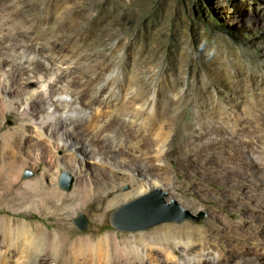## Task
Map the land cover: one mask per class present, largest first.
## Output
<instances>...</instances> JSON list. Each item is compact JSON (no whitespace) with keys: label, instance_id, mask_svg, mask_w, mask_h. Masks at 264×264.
Masks as SVG:
<instances>
[{"label":"rangeland","instance_id":"obj_1","mask_svg":"<svg viewBox=\"0 0 264 264\" xmlns=\"http://www.w3.org/2000/svg\"><path fill=\"white\" fill-rule=\"evenodd\" d=\"M28 46L41 54L38 70L43 77L57 89L64 86L65 99L76 94L92 102L108 126L134 122V139L128 133L126 137L138 143L145 172L115 161L113 167L100 165L92 156H73L49 143L36 149L25 145V139L23 145L14 146L12 136L23 119L18 112L7 111L5 116L0 113V138L7 135L3 147L24 160L25 166L18 177L10 175L6 181L26 187L42 180L45 187H59L67 194L79 181L87 187H118L120 193L131 192L136 183L158 187L104 208L99 215L95 214L103 205L96 196L75 214L54 216L52 203L43 207L14 198L0 212V217L11 221V230L26 223L46 233L58 231L66 241L58 257L53 250L43 254L42 240L37 246L30 244L22 264H76L70 248L83 238L93 240L91 253L84 252L86 260L98 245L105 251L106 239L115 255V237L122 241L164 226L213 228L214 242L217 239L228 252L237 248L238 254L251 253L260 248L264 237V0H0V50L5 57L0 61V80L10 65L21 61ZM46 68L52 72L45 73ZM58 77H63V83L58 84ZM27 78L26 90L39 87ZM244 89L250 90L246 98L240 95ZM233 90H240V98H231ZM213 104L224 110L221 123L227 132L213 129L217 121L211 116ZM110 112H114L111 120ZM86 116L76 115V120L84 121L75 126V135L90 133ZM229 117L238 122L228 123ZM25 128L26 136L35 141L38 130L29 124ZM158 134L163 138L157 143ZM44 140H48L45 131ZM64 173L74 179L70 191L60 187ZM156 190L168 194V203L175 200L196 217L204 214V219L164 223L138 232L113 227L114 213ZM81 215L90 225L84 233L74 224ZM31 241L35 243V236ZM159 242L164 244L165 239ZM178 254L184 257L180 250ZM227 255L230 264L246 263L247 258Z\"/></svg>","mask_w":264,"mask_h":264},{"label":"bare ground","instance_id":"obj_2","mask_svg":"<svg viewBox=\"0 0 264 264\" xmlns=\"http://www.w3.org/2000/svg\"><path fill=\"white\" fill-rule=\"evenodd\" d=\"M37 52L33 46L24 49L21 54V61L17 65H10L8 73L4 75L3 80H0V113L5 116L7 111L18 112L23 119L20 127L13 133L11 143L14 146H20L25 143L26 139L28 143H25V145H30L36 149L44 148L49 143L53 145L54 149L64 150L72 153L73 156L78 154L83 157L92 156L100 162V165L107 163L112 166L111 162L115 161L121 166L144 173L145 164L139 160L140 148L138 143L128 140L129 137L133 138L135 136L132 129L134 122L127 123V120H125L119 128L108 126L105 120L106 117H102L103 113L92 102H85L82 97L76 94L69 95L65 99L64 86L61 84L60 89L55 88L53 82L43 77V73L38 70L39 55L41 54L38 55ZM3 58H5L4 51L0 50V61L4 60ZM48 68L44 69L45 73L52 72V68ZM96 68L99 69L98 66ZM26 75L33 83H38L39 87L31 91L26 90L24 88L27 83ZM57 81L58 84L61 83L63 77H58ZM66 87L69 89L68 86ZM248 91L250 90L244 89L240 95L246 98ZM239 92L233 90L231 98L235 100L239 97ZM211 109L212 118L217 119L214 124L212 123L213 129L217 133L227 132L224 128L225 123H221L224 110H221L219 104H213ZM79 113L87 114L85 121L92 127L89 134L75 135V126L84 121V119L76 120V115ZM204 113L202 112L200 115L203 118ZM245 113L250 114V111L247 109ZM97 114H99V117ZM113 117L114 112L107 115L110 120ZM226 120L230 124L238 122L230 117ZM26 123L38 130L35 141L26 136L25 127L28 126ZM44 131L48 140H44ZM126 133L129 135L128 138ZM150 138L147 141H150ZM162 138V135L158 134L156 142L158 143ZM5 141H7L6 134L0 138V159L2 160L0 166V212L5 211L14 198L22 197L31 204L37 202L43 207L52 203L54 205L52 208L54 211L53 216L58 212H61V215L66 213L75 214L86 200L96 196L103 205L99 208V213L95 214L99 215L104 208H112L131 197L141 196L151 186L153 188L158 187L156 184L136 183V187L131 192L120 193L118 187H87L84 182L79 181L70 194L62 191L59 187H45L42 180L27 183L26 187H15L14 183H9L6 179L10 175L18 177L25 166V161L4 148ZM163 147L162 143L159 146V155L162 153ZM52 158L54 157L52 156ZM75 160L77 162V159ZM81 160L85 161V159ZM14 181H16V178ZM101 189L108 200L100 195L102 193ZM113 195L115 197L111 199ZM247 214L252 215L250 212H247ZM51 217L50 219H52ZM11 226L9 219L0 217L2 247L0 250V264H6L8 261L13 264H22L27 247L30 244L37 246L41 240L43 241V254L53 250L57 253V257L62 253L64 244L66 245V241H62V236L58 231L46 233L40 227L26 223L18 226V229L14 231L10 229ZM212 230L213 228L210 227L205 230L185 226L181 228L164 226L152 233H140L128 238L124 237L122 241L115 237V255L111 252V245L106 239L104 241L105 251L104 249L101 250L100 245H98L90 260L83 257L85 251L90 252L91 250L93 240L91 241L90 238L74 241L70 250L76 264H230L231 258L227 254L233 255L235 258H247L245 264H264V237L260 239L261 246L258 250L238 254L237 248L228 252L217 243V239L214 242L215 237ZM33 236L36 239L35 243L31 241ZM161 238L165 239L164 244L159 242ZM178 250L184 255L183 258L179 256Z\"/></svg>","mask_w":264,"mask_h":264},{"label":"water","instance_id":"obj_3","mask_svg":"<svg viewBox=\"0 0 264 264\" xmlns=\"http://www.w3.org/2000/svg\"><path fill=\"white\" fill-rule=\"evenodd\" d=\"M73 184L74 179L68 173H64L61 177L60 187L65 191H70ZM167 196L168 194L162 190H156L123 206L114 213L113 227L122 232H138L164 223H183L185 221L198 223L204 219V214L196 217L183 209L175 200L168 203ZM74 224L83 233L90 227L84 215L75 219Z\"/></svg>","mask_w":264,"mask_h":264}]
</instances>
